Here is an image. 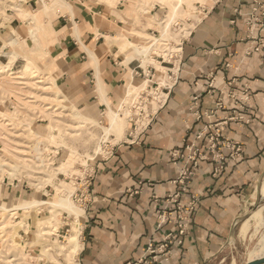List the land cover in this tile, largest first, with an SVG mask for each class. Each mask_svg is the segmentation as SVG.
<instances>
[{
	"label": "clouds",
	"instance_id": "1",
	"mask_svg": "<svg viewBox=\"0 0 264 264\" xmlns=\"http://www.w3.org/2000/svg\"><path fill=\"white\" fill-rule=\"evenodd\" d=\"M35 4L23 17L27 23L13 31L10 20L21 7L28 10L30 0H0L5 14L0 42L8 49H0L8 57L0 73L6 74L5 95L19 100L12 102L15 115L5 109L7 123H0V264H217L221 255L231 257V264H264V225L258 243L255 232L242 241L232 227L249 214L255 221L258 210L264 217V126L249 116L258 104V120L264 121V93L243 94L264 88V82L246 78L242 88L231 92V100L242 104L235 131L225 134L239 151L227 152L220 167L224 160L242 163L223 186V195L205 200L204 229L198 235L186 229L184 236H170L166 229L184 226V218L169 217L155 207L162 197L171 201L178 196L182 183L192 192L208 183L203 176L210 169H193L191 149L183 152L184 138L192 129L195 143L203 135V122L220 115L200 112L207 88L219 89L229 103L230 82H224L216 65L237 25L252 37L264 33V0ZM97 7L101 11H93ZM57 15L69 21L57 36H73L79 51L73 49L72 56L58 45L55 58L46 53L38 70L40 94H34L23 71L14 74L11 68L17 59H33L37 27ZM101 37L105 44L97 45ZM117 56L122 63H113ZM262 63L256 55L251 60L240 56L229 67L232 76L264 75ZM249 121L255 133L251 139L245 126ZM13 130H19L24 143H13ZM144 145L153 150L145 153ZM138 177L149 183L138 182ZM245 182L246 195L234 186ZM137 193L138 199H130ZM194 204L199 200L188 194L181 208Z\"/></svg>",
	"mask_w": 264,
	"mask_h": 264
},
{
	"label": "crops",
	"instance_id": "2",
	"mask_svg": "<svg viewBox=\"0 0 264 264\" xmlns=\"http://www.w3.org/2000/svg\"><path fill=\"white\" fill-rule=\"evenodd\" d=\"M35 8H36L35 0H30L29 10H34ZM93 11H101V8L97 7ZM156 11H157L156 9L152 10L153 13H155ZM84 18H85L86 22L91 23L92 17L90 14H87V12H85ZM48 19L50 20V24L48 23L47 27L45 29L43 28V30H46L48 33L50 32V34H55L56 37H54V39L50 40V41H52L51 43H49V42L44 43V41H42V40L39 41L38 36H35L36 45H40L41 41L48 46L52 45L48 50L49 56L52 58H55L57 55H59V53L61 51V47H59L58 45H62L64 48H67L69 50V52L71 53V55L74 56L75 53L72 52V50L76 49V51H79V47H78L77 41L73 38V36H71V35L64 36L62 40H60L59 37L57 36L58 33H60L62 30H64L68 26L69 21L66 19V17L60 16V15L55 16V18L49 17ZM20 24H22V23L17 18L12 19L10 29L15 31V30L19 29L18 27L20 26ZM40 29H42V28L40 27ZM45 35L43 37H45ZM244 35L245 34H242L241 29L237 25L235 27V30L233 33V39L231 41H229V43H228L227 53L224 55L223 59H221L216 65V67L218 69L223 70L224 82L226 84H228L230 82L229 91H231L233 89L242 88L246 78L249 82H252V83L264 82V75H261L258 71L254 72L251 76H249L248 73H243L242 75H239V76H232L231 75L232 69H231V67H229V61L230 60H234L240 56H242L243 59L251 60V58L254 56V55L245 56V51L249 47V43L243 40ZM88 42L89 43L91 42V37H90ZM96 44L97 45L105 44L104 38L101 37L100 39L96 40ZM113 50L116 52L120 51L119 48H114ZM256 56H257L258 60L264 61V59H262L259 55H256ZM68 59L70 60L71 56ZM122 62H123L122 56H117L116 59L113 61V63H122ZM57 63H59V62H57ZM133 63H135V62H133ZM237 63H239V61H237ZM261 67H264V63L261 64ZM113 75H116V73L114 72ZM56 83L60 84L61 81H57ZM164 91H165L166 95H169V92L167 89H165ZM250 93L252 94V96H258L261 93H264V88H256L254 91L252 89H250ZM171 95L174 96L175 94L171 93ZM212 96H214L215 99L212 100L210 103L209 98ZM223 97H224V93L220 92L219 89L213 88V90H211V86H210L209 88H207L202 93V96L200 98V102H199L200 112H204L205 110H208V111L213 110L215 108L217 100L219 98L223 99ZM223 103H224V99H223ZM247 107L251 108L253 106L248 105ZM258 110H259V105L256 104L255 110L253 112L249 113L250 120H256L258 122V125L264 126V121L258 120V116H257ZM232 111H233V101L229 98V103L227 105L224 103V109L221 111H218V113L220 115L216 120H223V119L228 118L229 116H231ZM195 123H200V121H196ZM207 123H208V121L205 120L203 122V125L201 126V128L204 125H206ZM233 123L234 122H229L227 124L226 129H225V133L226 132L232 133L235 131V129L233 127ZM245 126L247 128H249V138L251 139V137L254 136L255 133L250 130V128H251L250 121ZM224 136L229 139L228 135L225 134ZM184 139H185V144L186 143H194V137L192 135V129L187 130V133H186ZM195 144L198 147H200L201 149H203L205 147V144L202 141H196ZM143 149H144L145 153L153 150L151 145H144ZM220 152L225 156L227 154V152H229V151L221 148ZM141 159H146V155L144 157H141ZM240 163H242V161L239 159L237 160V162L235 164H231L230 160H225L223 170H221L215 174H214V168L216 167L215 163H213L212 161H204L200 164L199 167L203 166V167H207L210 169V171L206 172L203 176V180L208 181V183L205 184L203 186V188L200 189L198 192H192L190 190V188L187 189L186 193L182 194L179 198V201L182 204H184V200L186 199L188 194L193 195V197L195 199L199 200V204H196L194 212L192 214V218H191L190 224L188 226V231H191L192 233L198 235L199 232L204 229V227H205L204 222L208 219V217L205 215V200H210L213 198L218 199L223 195V191H222L223 186L226 185L228 183V180L235 175L236 171L238 170V168L240 166ZM230 164H231V169L229 168ZM146 167L151 168L152 165H146ZM106 171H108V170H106ZM137 180H138V182L140 180H142L144 185H147L149 183V181L145 178H139L138 177ZM189 185H191V181H189ZM234 186L240 188L242 194L246 195L249 192V185L247 182H245L242 185H234ZM133 198L138 199L139 198L138 193L135 196L130 195V199H133ZM167 200L168 199L166 197L160 198L159 203L156 204L155 207L159 210V209H162L166 206H169L170 203ZM241 218L242 217H238L237 221H239ZM237 223L238 222H233L232 227L234 228ZM173 230H175L174 227L170 226L166 229V233L169 231H173ZM217 235H220V234L217 233ZM188 239H189V237L185 236V240L187 241Z\"/></svg>",
	"mask_w": 264,
	"mask_h": 264
},
{
	"label": "built area",
	"instance_id": "3",
	"mask_svg": "<svg viewBox=\"0 0 264 264\" xmlns=\"http://www.w3.org/2000/svg\"><path fill=\"white\" fill-rule=\"evenodd\" d=\"M244 41L249 43V47L245 51V56L257 55L259 53L260 57L264 59V33H258L257 36L252 37L247 34L244 35ZM250 49V50H248ZM211 90L213 88L211 87ZM231 91H229V98L231 99ZM250 93V89H247L243 94ZM241 101H233V111L231 116L223 120H213L211 123H207L201 128L203 131V135L197 138V141H202L205 144V147L201 149L195 143H186L183 147V152L188 153L189 149L193 154V159L190 161L193 169L199 168L200 164L204 161H212L216 164L214 168V174L223 170L225 160L223 163V168L221 169V160L225 157L220 149H226L228 151H239L238 148H233L231 142L225 135V129L229 122H236L237 114L239 113L238 105H241ZM224 109L223 99L219 98L216 102L215 108L210 110L209 113H218ZM203 114V112H201ZM240 123H245L240 121ZM182 162V161H181ZM187 189L184 188L183 183L181 184L180 194L176 196L173 200L169 201V206H166L162 209L165 210L166 214L169 217L176 216L177 219L184 218V226L180 224H176L173 231L167 232L170 236H184L185 230H188V226L190 224V220L192 218V214L194 212L196 204L189 207L185 205L181 208L182 203L179 201V198L182 194L186 193ZM195 199V198H194Z\"/></svg>",
	"mask_w": 264,
	"mask_h": 264
},
{
	"label": "rangeland",
	"instance_id": "4",
	"mask_svg": "<svg viewBox=\"0 0 264 264\" xmlns=\"http://www.w3.org/2000/svg\"><path fill=\"white\" fill-rule=\"evenodd\" d=\"M26 11H30V10L29 9L26 10L25 8L21 7L20 9L17 10V13H16V18L22 24L27 23V21L23 19V17L26 14ZM4 15L5 14L3 13V11L0 10V23H3ZM11 21L12 20H10V22H9V28L11 25ZM48 23L50 24L49 19L47 20V22H42L37 27L35 36L43 37L44 33L47 31H42V29L43 28L45 29L47 27ZM22 24H20V26L18 28H20ZM40 27L42 28L41 30H40ZM2 31H3V29H0V32H2ZM33 39H35V37ZM44 43L41 41L40 45H36V47L34 49L32 60L17 59L11 68V71L14 74L21 71V70L23 71L24 83L25 84H32L34 86L32 89V92L34 94H40L39 93V86H37V81L40 79V77L38 75V70H39L40 64H43L45 62L46 53H47V56H49L48 50L52 46V45L48 46ZM28 45L30 48L32 47V41L31 40L28 41ZM0 49H3V43L2 42H0ZM3 50L5 52L8 51V49H3ZM7 63H8V57L0 55V64H7ZM5 75H6L5 73H0V123H7V121L4 120L5 109H7L9 113H12L13 115H15V109L12 107V102L15 101L16 103H19V100L16 97L5 95V91H4L5 83L3 81V76H5ZM10 87H14V86H10ZM45 95H48V94L45 93ZM25 111H26V109H25ZM49 111H51V109H49ZM57 111H59V110L57 109ZM38 123H41V122H38ZM42 123L47 125L48 121L45 120V121H42ZM0 131H2V129H0ZM10 139L13 140V143L15 145H21L22 143H24L19 136V130H13V136L10 137ZM2 147H3V144L0 143V148H2ZM18 151H20V149H18ZM0 155H2V152H0ZM2 183L7 184L8 180L6 178H2ZM9 199H11V197H9ZM44 199L46 200L47 197H44ZM5 203L7 204L8 202L5 201ZM8 206L11 207L10 204ZM251 215H253V214H249L248 219L241 218L238 221V223L236 224V226L234 227V229L236 230L237 236L241 237L242 241H246L248 239V237L252 233L255 232L257 235V240L254 242L258 243L259 242V231L261 230V225H264V217L261 216L259 219H256L255 221H253V220H251ZM246 221H248V229H247L246 235L243 237L240 233V230H241L242 225ZM9 258H11V257H9ZM217 264H231V257H228L226 259L223 255H221Z\"/></svg>",
	"mask_w": 264,
	"mask_h": 264
},
{
	"label": "bare ground",
	"instance_id": "5",
	"mask_svg": "<svg viewBox=\"0 0 264 264\" xmlns=\"http://www.w3.org/2000/svg\"><path fill=\"white\" fill-rule=\"evenodd\" d=\"M41 30V29H40ZM42 31H46V30H43ZM46 34V35H45ZM45 37H41V36H38V39L39 41L42 40L44 42H49L51 39H54V37H56L55 34H50V32H45L44 33ZM20 151H18L19 153ZM256 216V219H259L261 217L260 213H259V210L254 214ZM247 229H248V221H246L242 227H241V230H240V233L241 235L244 237L247 233Z\"/></svg>",
	"mask_w": 264,
	"mask_h": 264
}]
</instances>
